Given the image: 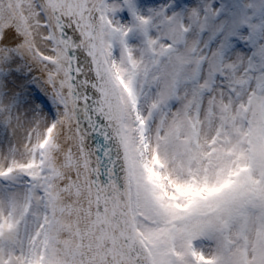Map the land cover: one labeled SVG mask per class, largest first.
Segmentation results:
<instances>
[{
    "label": "snow or ice",
    "instance_id": "snow-or-ice-1",
    "mask_svg": "<svg viewBox=\"0 0 264 264\" xmlns=\"http://www.w3.org/2000/svg\"><path fill=\"white\" fill-rule=\"evenodd\" d=\"M0 264H264V0H0Z\"/></svg>",
    "mask_w": 264,
    "mask_h": 264
}]
</instances>
